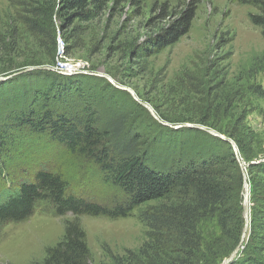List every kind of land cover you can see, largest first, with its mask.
<instances>
[{
    "label": "trees",
    "instance_id": "1",
    "mask_svg": "<svg viewBox=\"0 0 264 264\" xmlns=\"http://www.w3.org/2000/svg\"><path fill=\"white\" fill-rule=\"evenodd\" d=\"M109 1L18 0L16 15L39 45L49 40L55 46V9H63L59 15L65 20L71 16L67 11L88 20ZM243 1L259 10L249 17L264 39V0ZM194 11L189 7L150 37L147 55L187 32ZM6 63L0 73L17 68ZM258 71L264 74V58ZM32 72L38 77L34 84L29 82L30 74L24 80L14 79L22 80L20 96L6 98L5 105L9 100L16 102L0 116V169L17 175L14 188L10 189L11 181L0 190V236L9 224L25 221L36 212L51 216L70 213L61 238L45 247L41 264H92L79 216L127 217L136 210L146 227L145 239L136 249L121 254L104 246L108 262L99 264H221L238 244L243 228V178L228 141L232 140L246 164L250 228L231 264H264V156L257 157L260 151L256 150L263 139L243 123L245 113L237 114L230 101L215 100L199 117L183 120L214 129L228 140L193 127L172 128L150 114V130L142 134L139 127L133 129L134 118L121 111L101 121L92 97L85 98L84 89L71 76L50 70ZM253 92L259 97L264 93L260 86ZM136 105L141 107L139 102ZM14 135L44 140L60 147L64 156L88 163L102 185L117 196L108 201L110 205L80 197L63 170H49L40 163L31 179L17 168H8L3 160Z\"/></svg>",
    "mask_w": 264,
    "mask_h": 264
},
{
    "label": "rangeland",
    "instance_id": "2",
    "mask_svg": "<svg viewBox=\"0 0 264 264\" xmlns=\"http://www.w3.org/2000/svg\"><path fill=\"white\" fill-rule=\"evenodd\" d=\"M17 1L0 0V71L5 70L6 61L17 66L0 76L28 67L50 66V71L58 74L61 67L74 68V72L61 75L79 82L85 98L92 97L101 121L121 111L134 118L133 129L139 127L142 134L150 130L152 121L148 110L136 105L139 101L168 123L195 124L183 120L199 117L215 100H227L236 106L237 114L245 113L243 123L263 139L256 150L260 151L257 157L264 156V93L259 97L253 92L257 86L264 91V74L258 71L264 58V39L260 27L250 20L249 14L259 13L252 4L243 0H110L88 20L75 17L71 11L65 20L59 8L53 16V46L49 40L39 45L25 30L17 19ZM191 6L195 11L188 31L173 44L147 55L149 38ZM28 62L34 64L25 65ZM29 72L0 80V116L16 102L9 100L5 105L6 98L20 96L19 84L25 74H30L31 84L38 79ZM16 77L22 80H14ZM117 86L130 88L137 99ZM11 140L3 160L8 168H17L31 179L40 163L49 170H63L80 197L110 205L108 201L117 196L116 191L102 185L88 163L64 156L60 147L49 146L44 140L41 143L36 137L30 140L14 135ZM3 173L0 169V190L11 181L10 189L14 188L17 175ZM138 214L134 210L127 217L79 216L92 264L108 262L104 246L119 254L139 247L146 227ZM71 216L36 212L25 221L9 224L0 236V264H41L45 247L61 238L64 223Z\"/></svg>",
    "mask_w": 264,
    "mask_h": 264
},
{
    "label": "water",
    "instance_id": "3",
    "mask_svg": "<svg viewBox=\"0 0 264 264\" xmlns=\"http://www.w3.org/2000/svg\"><path fill=\"white\" fill-rule=\"evenodd\" d=\"M50 70L51 67L50 66H44V67H28L24 70H20L18 72H14L10 75H6V76H0V80H4L6 78H9L11 76L17 75V74H21L23 72H28V71H33V70ZM61 74H67L65 72H60ZM100 76H104L108 81L112 82L111 78L105 75H100ZM120 89L126 90L127 92H129V94L134 98L137 99L135 93L133 90H131L130 88L127 87H123V86H117ZM139 103L144 106L148 112L151 114V116L157 120L158 122H160L163 125L166 126H170L172 128H180V127H193L196 129H199L201 131H204L208 134H211L213 136H217L223 139H226L224 137V135L218 133L217 131L200 125V124H189V123H184V124H170L166 121L161 120L158 115L154 112V110L152 109L151 106H149L148 104L139 101ZM228 140V139H226ZM233 148L234 153L236 154V158L239 162V165L241 167L242 170V178H243V191H242V199H243V203H242V216H243V228H242V233L240 236V240L238 242V244L236 245V247L232 250V252L223 260L222 264H231L234 259L237 257L239 251L243 248V245L245 243V241L248 238V234H249V228H250V203H249V182H248V176L246 173V165L241 161L239 153H238V148L236 146V144L232 141V140H228Z\"/></svg>",
    "mask_w": 264,
    "mask_h": 264
},
{
    "label": "built area",
    "instance_id": "4",
    "mask_svg": "<svg viewBox=\"0 0 264 264\" xmlns=\"http://www.w3.org/2000/svg\"><path fill=\"white\" fill-rule=\"evenodd\" d=\"M60 72H65V73H71L74 72V68H71L69 66H64L61 67V69H58Z\"/></svg>",
    "mask_w": 264,
    "mask_h": 264
}]
</instances>
